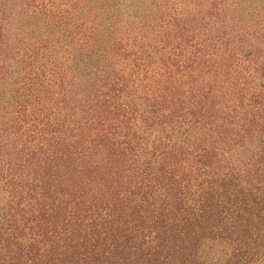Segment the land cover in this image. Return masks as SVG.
<instances>
[{"label": "trees", "instance_id": "16d2710c", "mask_svg": "<svg viewBox=\"0 0 264 264\" xmlns=\"http://www.w3.org/2000/svg\"><path fill=\"white\" fill-rule=\"evenodd\" d=\"M0 264H264V0H0Z\"/></svg>", "mask_w": 264, "mask_h": 264}]
</instances>
